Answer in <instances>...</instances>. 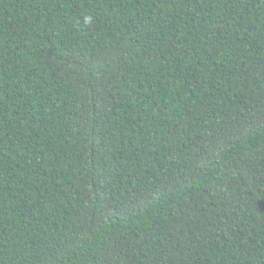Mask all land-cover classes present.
Returning a JSON list of instances; mask_svg holds the SVG:
<instances>
[{
  "label": "trees",
  "instance_id": "16d2710c",
  "mask_svg": "<svg viewBox=\"0 0 264 264\" xmlns=\"http://www.w3.org/2000/svg\"><path fill=\"white\" fill-rule=\"evenodd\" d=\"M0 264H264V0H0Z\"/></svg>",
  "mask_w": 264,
  "mask_h": 264
},
{
  "label": "clouds",
  "instance_id": "9594fccd",
  "mask_svg": "<svg viewBox=\"0 0 264 264\" xmlns=\"http://www.w3.org/2000/svg\"><path fill=\"white\" fill-rule=\"evenodd\" d=\"M86 20L90 22L91 21V17H87Z\"/></svg>",
  "mask_w": 264,
  "mask_h": 264
}]
</instances>
